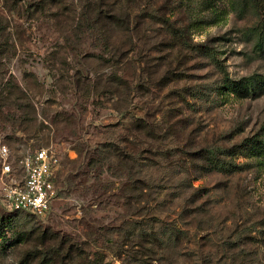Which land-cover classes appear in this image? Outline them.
<instances>
[{
    "label": "rangeland",
    "instance_id": "obj_1",
    "mask_svg": "<svg viewBox=\"0 0 264 264\" xmlns=\"http://www.w3.org/2000/svg\"><path fill=\"white\" fill-rule=\"evenodd\" d=\"M42 1L0 0L15 102L0 148L17 171L0 156V264H264V153L240 151L264 141V0H196V18L179 0H120L130 26L28 8ZM227 80L254 87L222 99ZM51 146L58 199L45 218L11 212L4 183Z\"/></svg>",
    "mask_w": 264,
    "mask_h": 264
},
{
    "label": "built area",
    "instance_id": "obj_2",
    "mask_svg": "<svg viewBox=\"0 0 264 264\" xmlns=\"http://www.w3.org/2000/svg\"><path fill=\"white\" fill-rule=\"evenodd\" d=\"M10 155L11 150L7 146L0 148V156L4 160L2 173L6 176H14L17 172L9 161ZM59 163L53 146L26 152L18 162L22 178L4 183L3 197L10 211L45 218L59 197L56 184Z\"/></svg>",
    "mask_w": 264,
    "mask_h": 264
},
{
    "label": "trees",
    "instance_id": "obj_3",
    "mask_svg": "<svg viewBox=\"0 0 264 264\" xmlns=\"http://www.w3.org/2000/svg\"><path fill=\"white\" fill-rule=\"evenodd\" d=\"M67 1L68 0H47V1L43 0L41 3L39 2H37L36 4L30 3L28 8L30 9V11H33L35 14L37 11L47 12V13H51L52 11H55V13H58V14H55V16L53 17L54 19L56 17H59L56 15L65 16L68 19H70V17L66 16L65 13H70V11H74L77 14V11L84 10V12L82 13L84 18H82V20H85V21L89 20V17H88L89 14L87 11H90L91 9H93L95 11V15L97 16L95 24L104 23V25H109V26L118 25L119 26L123 22L124 23L126 22L128 26H130L132 16L128 12H122L120 0H80V4H77V5L76 3L79 0L77 2L75 0L74 1L72 0V2H67ZM179 1L186 8H189V10L193 12V16L195 18L197 17L198 14H197V11L195 10L198 8L195 4L196 0H179ZM210 2L211 0H203L201 2L202 3L201 5L204 6L205 4H210ZM122 14L124 15V18H122L121 20L120 16ZM152 16L155 17L154 15ZM76 17L77 15L74 16L73 18L74 22L76 20ZM101 17L103 18V20ZM195 18H192V19H195ZM253 87H254V84H252V82H247V81L231 82L227 80L225 81V85L222 88V90L219 89L217 93L222 97V99H230V98H235V97H237V99H243L249 95L250 90ZM252 91H254V89ZM13 99L14 98H13L12 93H8L5 89H2L0 91V117H3L5 115L3 112V106H8V107L13 106V104L15 103ZM240 148H241L240 149L241 153L242 152L245 154L247 153L258 161L260 160V158H262V154L264 153V141L251 140L245 146H242ZM229 155H230L229 157H232L235 155V153L233 152V153H230ZM214 163H216V161ZM220 165L221 167L225 169L227 168L225 167L227 165L229 168L234 167V165L228 164L227 162H222V161H220V163L217 164L216 166L218 167ZM235 171H237V166H235L234 168V172Z\"/></svg>",
    "mask_w": 264,
    "mask_h": 264
}]
</instances>
